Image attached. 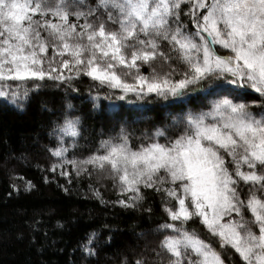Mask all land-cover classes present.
<instances>
[{"label":"snow or ice","instance_id":"6c2138e0","mask_svg":"<svg viewBox=\"0 0 264 264\" xmlns=\"http://www.w3.org/2000/svg\"><path fill=\"white\" fill-rule=\"evenodd\" d=\"M81 76L109 90L113 110L116 101H158L171 115L138 137L121 120L78 155L82 118L69 101L50 133L53 161L44 170L53 179L70 185L103 173L117 199L89 190L124 209L137 208L148 190L161 196V238L122 264H226L227 249L240 264H264V0H0V98L22 108L29 84L75 92ZM193 99L207 104L194 111ZM194 220L220 250L188 227ZM95 242L91 233L79 247L95 256ZM227 264H235L231 254Z\"/></svg>","mask_w":264,"mask_h":264},{"label":"trees","instance_id":"16d2710c","mask_svg":"<svg viewBox=\"0 0 264 264\" xmlns=\"http://www.w3.org/2000/svg\"><path fill=\"white\" fill-rule=\"evenodd\" d=\"M182 19L189 30H194L187 17ZM217 49L220 51L219 46ZM141 71L147 74L148 66H142ZM73 83L75 92L53 81L38 91L29 84L28 98L18 101L23 104L22 108L0 98V264H122L125 257L131 261L146 244L155 247L161 238L156 233V225L167 220V216L160 195L148 190L146 200L137 208L124 209L101 203L89 190L92 184L106 201L117 199L111 180L103 173H95L91 178H74L69 185L58 175L53 179L52 173L44 169L53 161L46 150L54 143L51 130L54 122L62 119L64 106L69 101L76 109L75 114L82 118L78 155L93 151L99 139L107 138L110 129L119 130L121 120L138 137L153 123L170 122L169 110L158 101H136L133 105L116 101L121 107L113 110L109 107L110 101L105 99L107 88H100L86 76ZM97 92L100 98L93 108L92 96ZM255 98L258 94L249 90V99ZM139 104L145 106L143 110L136 107ZM206 104L193 99L188 107L196 111ZM175 110L173 106L171 111ZM253 110L258 109L254 106ZM143 116L151 119H141ZM101 131L104 137L100 136ZM132 142L135 145L137 140L133 138ZM27 181L34 185L31 190H25ZM245 215L249 213L246 211ZM188 227L195 228L202 238L220 250L216 238L207 233L199 220L190 222ZM151 231L153 236H149ZM139 232L146 235L138 238ZM91 233L96 234L93 245L96 255L90 257L79 245ZM221 251L226 264L229 254L235 264H240L234 250Z\"/></svg>","mask_w":264,"mask_h":264},{"label":"rangeland","instance_id":"374dc122","mask_svg":"<svg viewBox=\"0 0 264 264\" xmlns=\"http://www.w3.org/2000/svg\"><path fill=\"white\" fill-rule=\"evenodd\" d=\"M149 236H153V231H151V232L149 233Z\"/></svg>","mask_w":264,"mask_h":264}]
</instances>
